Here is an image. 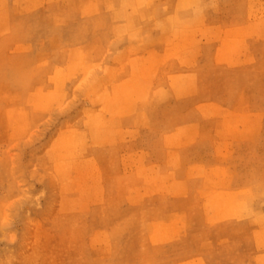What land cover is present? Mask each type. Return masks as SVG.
Segmentation results:
<instances>
[{
    "label": "rangeland",
    "instance_id": "obj_1",
    "mask_svg": "<svg viewBox=\"0 0 264 264\" xmlns=\"http://www.w3.org/2000/svg\"><path fill=\"white\" fill-rule=\"evenodd\" d=\"M167 1L142 13L124 0L118 15L99 2L26 12L1 0L0 264L182 261L206 233L199 217L186 244L184 225L174 245L154 243L146 225L179 221L169 209L184 186L167 171L188 163L225 167L232 188L248 190V218L264 220V0H201L169 20ZM209 235L229 240L210 264L251 245L244 223Z\"/></svg>",
    "mask_w": 264,
    "mask_h": 264
},
{
    "label": "crops",
    "instance_id": "obj_2",
    "mask_svg": "<svg viewBox=\"0 0 264 264\" xmlns=\"http://www.w3.org/2000/svg\"><path fill=\"white\" fill-rule=\"evenodd\" d=\"M15 1L25 4V6L28 7V10H26V12H32L37 10L39 6L34 4H36L38 1L45 2L43 8H50L49 11L53 10V6L55 4L54 3L55 0H15ZM67 1L71 2L74 6L81 9L82 11L87 9L88 12L94 11L95 8L97 7V3L99 2L101 3V5L104 6L103 9L105 11H110L111 13H113L114 11L117 10L118 13L119 11L118 8L121 6L124 0H67ZM158 2L159 0H134V3L137 5L138 10L142 11V13L145 12L146 9L150 7L153 10L159 8ZM167 2L169 5L170 3H172V7H169L171 12H169L170 14L166 16L167 20L173 19V17H177V16H173L174 12L177 11L176 9H179L181 12H183L186 9L192 11L193 4L202 3L201 0H168ZM54 15L56 16V18H58L57 12H55ZM45 16L46 18H49L51 15L48 12ZM62 17L63 16H61L60 18ZM178 18L181 19L183 17L181 15H178ZM200 106L208 107L209 104L207 103L201 104ZM196 110L198 111L202 110L201 111L202 114L204 112L206 113L209 112L208 109H203L201 107H197ZM136 120L138 121V124H141V121L143 120L141 112L136 113ZM183 129L184 132L196 130L194 125H189V124L185 125ZM130 130H134V128L119 129V131L121 132L130 131ZM220 130H224V127L222 125H218V127L216 128V132ZM119 131L118 132L116 131L114 133L115 140L117 141L120 140V136H121V132ZM240 131L243 132V129H240ZM246 131L247 132H244L243 135L248 134L249 136H251L255 130L249 129ZM216 136L217 137L215 139L214 138L212 139V145L215 152L217 151V148L223 146V144L226 142L224 138L221 139L220 134ZM223 137H225V135ZM126 142H128L129 144L132 143V141H126ZM194 142L199 143L200 141L197 140ZM142 152L143 151L141 149L136 150L137 155H139ZM194 167L195 168L199 167L201 168L202 171L199 174H194L195 172L193 171ZM180 170H181L180 172H178L177 169L175 171L171 169L167 171L169 175L172 174L175 176V181H178L182 186H184V190H182V192L176 193L174 197L175 199H177L175 206L172 205L173 208L169 209V212L178 215L177 219L179 221H176L175 224H172L171 221H168L169 222L168 223L166 222V220L165 221L155 220L152 222H148L146 227L147 226L152 227L153 230H156L158 232V234L156 235V240H154V243L158 244V243L168 242L169 245H172L178 240H176V237H171V236L176 235L178 230L182 227V225H184L186 229L184 231L183 236L185 239L184 243L186 244V242L189 240L190 237L189 235L192 233L190 231H192L193 228V224L190 217H192L195 214V216L199 217V219L201 220L203 228L206 229L205 230L206 233L202 234L203 236L196 241L194 250L191 253L186 254L183 257L182 261L180 260V262L179 261L170 262L168 264H210L209 260L213 258L216 247L220 246V244H223L224 241L229 242V240L226 237L215 240L212 237H210L209 233L210 231L214 230L215 227L225 226L230 223H235V224L244 223L249 228L251 245L249 246V248L247 247L244 250H241L239 246L233 247L235 244H231L227 246L225 250H226V254L229 257L226 260V264H264V220H260V221L257 220L255 218V215L254 216L250 215L249 218L246 215L247 209L251 208L252 207L251 205H253L248 190L233 189L232 188L233 177L225 167L219 166L217 164L212 167H204L201 165L199 166V164L193 165V163L192 164L188 163L186 165L181 166ZM137 171H140V169H137ZM141 195L142 192L140 190H137V196H141ZM216 199L218 202H215ZM226 199L233 202V204L232 205L228 204L229 207H227L225 205ZM199 202L200 205L198 206ZM214 203L220 204V207L219 208L211 207L210 204H214ZM237 205L240 206V209H238ZM202 213L209 214L211 216V219L210 216L208 217L203 216ZM166 226H169L172 229L171 230L169 229L168 231L164 232L163 230L164 228H166ZM160 228L163 230L160 231ZM167 233H169L168 236L170 237L164 240ZM183 236H181L180 238H183Z\"/></svg>",
    "mask_w": 264,
    "mask_h": 264
},
{
    "label": "bare ground",
    "instance_id": "obj_3",
    "mask_svg": "<svg viewBox=\"0 0 264 264\" xmlns=\"http://www.w3.org/2000/svg\"><path fill=\"white\" fill-rule=\"evenodd\" d=\"M183 35V34H182ZM182 37V36H181ZM183 38V37H182Z\"/></svg>",
    "mask_w": 264,
    "mask_h": 264
}]
</instances>
